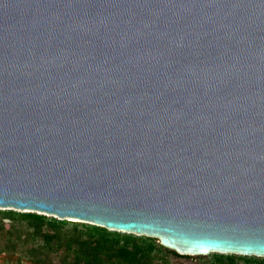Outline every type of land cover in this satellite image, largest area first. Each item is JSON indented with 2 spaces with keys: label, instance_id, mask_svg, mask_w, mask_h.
<instances>
[{
  "label": "water",
  "instance_id": "1",
  "mask_svg": "<svg viewBox=\"0 0 264 264\" xmlns=\"http://www.w3.org/2000/svg\"><path fill=\"white\" fill-rule=\"evenodd\" d=\"M0 210L264 258V0H0Z\"/></svg>",
  "mask_w": 264,
  "mask_h": 264
},
{
  "label": "trees",
  "instance_id": "2",
  "mask_svg": "<svg viewBox=\"0 0 264 264\" xmlns=\"http://www.w3.org/2000/svg\"><path fill=\"white\" fill-rule=\"evenodd\" d=\"M213 264H264L256 256L211 253ZM1 264H168L188 259L158 239L32 212L0 210ZM205 258L206 256H195Z\"/></svg>",
  "mask_w": 264,
  "mask_h": 264
},
{
  "label": "rangeland",
  "instance_id": "3",
  "mask_svg": "<svg viewBox=\"0 0 264 264\" xmlns=\"http://www.w3.org/2000/svg\"><path fill=\"white\" fill-rule=\"evenodd\" d=\"M228 255V254H224ZM205 258H197L195 256H192L188 259H181V258H170L168 261V264H213V258L211 256V253L208 255H205ZM2 263V258L0 257V264Z\"/></svg>",
  "mask_w": 264,
  "mask_h": 264
}]
</instances>
